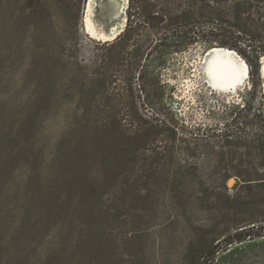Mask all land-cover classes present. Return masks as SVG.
Listing matches in <instances>:
<instances>
[{"label":"rangeland","instance_id":"1","mask_svg":"<svg viewBox=\"0 0 264 264\" xmlns=\"http://www.w3.org/2000/svg\"><path fill=\"white\" fill-rule=\"evenodd\" d=\"M88 1L0 0V264H264L263 221L228 230L264 209L243 181L264 173V0L235 47L216 19L111 45L89 29L124 30L129 0ZM237 1L192 9L234 30ZM216 47L244 71L233 88L207 70Z\"/></svg>","mask_w":264,"mask_h":264},{"label":"trees","instance_id":"2","mask_svg":"<svg viewBox=\"0 0 264 264\" xmlns=\"http://www.w3.org/2000/svg\"><path fill=\"white\" fill-rule=\"evenodd\" d=\"M195 1L196 0H129L126 10V26L124 30L119 35H117L114 41H112L110 44L114 45L127 33H134L136 30H140L142 28L154 29L164 32L165 37L172 36L175 33L189 35L192 33L193 35H197L196 23L201 22L199 21L200 19H205L206 21L210 19H216L218 24L216 27H213L216 30L219 29L218 31L221 32L215 34L212 29L211 32H213L218 38V40L215 41H217L219 45L235 47L236 41H239L240 34H245L248 36L247 39H250L251 41L258 37V34H256L254 30L247 28L246 24L242 21L243 14H251L253 11L252 9L255 8V3L253 0H250V2L237 1L235 3L234 9L232 11L234 23L230 24L234 30L226 29L220 26V17L217 18L220 13L215 11L209 4H203V6H200L198 11H194L192 7L193 5H196ZM227 21L228 20H225V22ZM248 47H250L249 53L246 55L245 52L244 55L247 56L246 60L251 66L253 74H257L258 63L254 64L250 58L254 57L257 59L259 52L256 48H253L251 44H248ZM125 52L127 53V51ZM263 147L264 143H261L260 148ZM258 165L264 170V154L261 156ZM243 178L245 184L254 183V186H258L264 193V173H258V171L253 173L246 172ZM231 202L237 204V200L235 199H230V203ZM249 203L250 201L246 202V204ZM237 207L238 206L235 207L233 205L230 211ZM255 211L252 212L251 216H246L247 218H240L242 216L239 217L237 214L232 215L231 219H229L230 224L228 226V230L232 231L233 228L238 229L239 227H244L246 222L252 223L251 226L236 230L234 232L237 233V231H245L247 228H253L255 223L258 221L264 222V209L260 210L259 212Z\"/></svg>","mask_w":264,"mask_h":264},{"label":"bare ground","instance_id":"3","mask_svg":"<svg viewBox=\"0 0 264 264\" xmlns=\"http://www.w3.org/2000/svg\"><path fill=\"white\" fill-rule=\"evenodd\" d=\"M89 11L91 10V0L88 1ZM90 32L93 37L98 40H111L113 36L117 34L118 28L112 30L111 34L97 33L95 29L90 28ZM118 35V34H117ZM116 35V36H117ZM230 52L226 49H221L219 51L210 50L209 55V65L207 67L208 72L213 76L212 82L218 88H226L235 86L239 82V74L244 72L238 64H235L230 59H227L226 55ZM260 71L261 76L264 81V55L260 60Z\"/></svg>","mask_w":264,"mask_h":264},{"label":"water","instance_id":"4","mask_svg":"<svg viewBox=\"0 0 264 264\" xmlns=\"http://www.w3.org/2000/svg\"><path fill=\"white\" fill-rule=\"evenodd\" d=\"M123 25H124V24H123ZM123 25H121V26L118 28V32H117V34H119V33L123 30ZM105 34H106V33H105ZM109 34L112 35V31H111L110 33H108V35H109ZM117 34H116V35H117ZM116 35H114L113 37H116ZM112 39H113V38H112ZM221 49H222V48H217V47H216V48H212L211 50L219 51V50H221ZM226 50H228V51L230 52L229 49H226ZM226 57H227V59H230L229 54H227ZM230 60H231V59H230ZM246 67H247V66H246ZM247 70H248V67H247ZM247 72H248V71H247ZM241 75H242V74H239V78H238L239 81H241V79H240V78H241ZM238 83H239V82H238ZM233 87H234V86L232 85L231 87H226V89H227V88H233Z\"/></svg>","mask_w":264,"mask_h":264}]
</instances>
